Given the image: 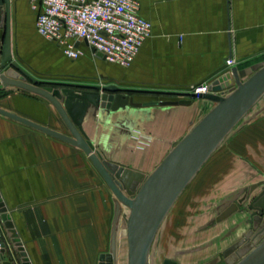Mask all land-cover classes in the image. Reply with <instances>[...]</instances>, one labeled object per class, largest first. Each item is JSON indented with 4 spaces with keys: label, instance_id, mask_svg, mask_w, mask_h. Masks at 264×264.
Instances as JSON below:
<instances>
[{
    "label": "crops",
    "instance_id": "1",
    "mask_svg": "<svg viewBox=\"0 0 264 264\" xmlns=\"http://www.w3.org/2000/svg\"><path fill=\"white\" fill-rule=\"evenodd\" d=\"M139 2V14L151 21L152 34L129 67L106 61L86 43L80 44L79 58H69L37 32L38 12L30 0L11 1V46L20 57L18 50L32 42L33 32L54 46L72 78L92 66L93 78L86 79L135 90L127 96L136 102L188 98L191 85L213 82L231 70L228 57H234L242 79L264 64V0ZM29 46L40 49L35 43ZM89 81L77 83L95 84ZM125 94L116 93L111 108L95 104V96L64 104L88 103L80 127L111 166L131 170L125 174L128 187L133 179L142 182L214 103L193 99L190 104L135 106ZM0 107L60 131L64 127L51 102L17 86L0 90ZM133 129L151 141L135 148ZM0 192L32 264L98 263L103 244L110 241L114 194L81 148L0 114ZM12 254L15 264H23L14 248Z\"/></svg>",
    "mask_w": 264,
    "mask_h": 264
},
{
    "label": "water",
    "instance_id": "2",
    "mask_svg": "<svg viewBox=\"0 0 264 264\" xmlns=\"http://www.w3.org/2000/svg\"><path fill=\"white\" fill-rule=\"evenodd\" d=\"M11 1L0 0V47L3 54L0 61V90L7 86H17L44 97L56 108L70 134L2 107L0 114L78 146L89 156L115 196L116 207L110 242L112 254L116 255L118 225L122 205H125L129 208L128 264H149L153 242L176 201L229 133L264 96V64L256 68L246 79H242L237 66H233L229 72L215 79L210 84V91L201 94L203 99L215 103L214 106L205 111L191 130L176 142L154 170L144 177L137 191L127 194L124 192L127 189L123 188L122 182L125 181V174H131V170L122 166H111L80 127L88 106L87 102L92 100L90 96H95V104L111 108L116 93L119 92H125L123 98L135 106L190 104L193 94L186 93L188 98L178 100L136 102L133 96L129 98L127 96L129 92L135 90L116 85L46 81L33 77L20 65L12 62ZM98 54L105 59L101 52ZM227 90L230 92L225 94ZM80 98L87 102L78 105L64 104L65 100L73 102ZM263 196L264 190L259 197ZM260 212L262 213L261 209ZM0 214L7 227L10 246L14 248L23 264H32L20 230L1 192ZM8 252L12 255L13 250L11 252L8 248ZM235 264H264V236Z\"/></svg>",
    "mask_w": 264,
    "mask_h": 264
},
{
    "label": "rangeland",
    "instance_id": "3",
    "mask_svg": "<svg viewBox=\"0 0 264 264\" xmlns=\"http://www.w3.org/2000/svg\"><path fill=\"white\" fill-rule=\"evenodd\" d=\"M33 19L34 14L26 23L32 24ZM29 37L32 40L29 45L38 44L41 50L26 41L18 50L23 59L17 56L12 44V62L33 77L76 83L93 78L89 73L92 66L83 67V73L72 78L67 74L69 64L58 58V51L51 43L40 41L33 32ZM60 120L64 125L60 129L70 133L61 117ZM143 133L148 143L151 141L144 131L133 129L135 148L148 144L138 139ZM133 181L125 187L127 194L137 191L141 184ZM263 190L264 96L229 133L176 201L156 235L149 264H235L264 236V196L259 197ZM113 203L115 215L116 203ZM128 214L129 208L122 205L116 255L111 251L110 232V241L103 244L97 264H128ZM2 227L7 232L5 223ZM10 250H13L11 246Z\"/></svg>",
    "mask_w": 264,
    "mask_h": 264
},
{
    "label": "built area",
    "instance_id": "4",
    "mask_svg": "<svg viewBox=\"0 0 264 264\" xmlns=\"http://www.w3.org/2000/svg\"><path fill=\"white\" fill-rule=\"evenodd\" d=\"M30 2L38 12L35 22L37 32L55 42L71 59H77L83 54L80 44L86 43L94 52H101L106 61L129 67L152 34L151 21L139 14V0ZM226 65L233 67L234 57H228ZM211 83L204 81L193 84L187 93L193 94L192 99H203L201 94L210 91ZM228 92L230 91L227 90L225 94ZM138 139L148 143L143 134ZM9 241L0 224V264H15V256L8 252Z\"/></svg>",
    "mask_w": 264,
    "mask_h": 264
},
{
    "label": "bare ground",
    "instance_id": "5",
    "mask_svg": "<svg viewBox=\"0 0 264 264\" xmlns=\"http://www.w3.org/2000/svg\"><path fill=\"white\" fill-rule=\"evenodd\" d=\"M207 101H209V100H207ZM214 104H215V103H214ZM206 111H208V110H206ZM122 186H123V188L125 189V185H124L123 182H122ZM187 187H188V186H187ZM124 192H125V191H124ZM183 193H184V192H183ZM177 201H178V200H177ZM174 205H175V204H174ZM173 207H174V206H173ZM173 207H172V208H173ZM171 210H172V209H171ZM171 210H170V211H171ZM169 213H170V212H169ZM167 216H168V215H167ZM164 221H165V220H164ZM152 246H153V245H152ZM151 250H152V248H151ZM150 253H151V251H150Z\"/></svg>",
    "mask_w": 264,
    "mask_h": 264
}]
</instances>
